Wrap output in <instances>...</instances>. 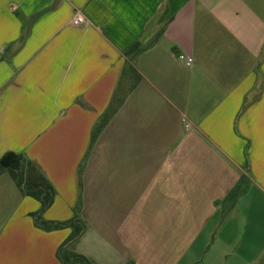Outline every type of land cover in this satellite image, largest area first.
Returning a JSON list of instances; mask_svg holds the SVG:
<instances>
[{
    "label": "crops",
    "instance_id": "0c3cea01",
    "mask_svg": "<svg viewBox=\"0 0 264 264\" xmlns=\"http://www.w3.org/2000/svg\"><path fill=\"white\" fill-rule=\"evenodd\" d=\"M6 152L53 185L42 219L83 220L92 264H264V0H0ZM13 190L0 264H62L78 236Z\"/></svg>",
    "mask_w": 264,
    "mask_h": 264
},
{
    "label": "trees",
    "instance_id": "16d2710c",
    "mask_svg": "<svg viewBox=\"0 0 264 264\" xmlns=\"http://www.w3.org/2000/svg\"><path fill=\"white\" fill-rule=\"evenodd\" d=\"M139 48V44L134 43L126 50V54H132ZM130 68L131 67H129L128 70H130ZM138 79L139 76H121L109 106L113 105V103H121L133 89ZM101 126L102 125L99 124L95 127L94 133H92V141L95 137V132H98ZM5 168H8L10 172H12V178L20 189L21 194L31 196L39 202V209L36 212L30 213L36 226L44 230L58 229L64 226L71 227L70 236L65 243L78 236L81 230L80 224L83 226V223H81L79 219L56 223L40 218L43 211L52 204L55 196V189L35 162L23 160L21 156L13 152H6L0 157V169ZM66 248L67 246L60 247L57 251V256L62 264H91L86 257L69 251Z\"/></svg>",
    "mask_w": 264,
    "mask_h": 264
},
{
    "label": "rangeland",
    "instance_id": "374dc122",
    "mask_svg": "<svg viewBox=\"0 0 264 264\" xmlns=\"http://www.w3.org/2000/svg\"><path fill=\"white\" fill-rule=\"evenodd\" d=\"M11 173L12 172H10L8 168L0 169V233L11 229V223H10L11 217L10 216H12L11 214L15 210L14 206L16 205L17 199H18V198L16 199L14 198L15 194H14L13 188L17 192V186L15 184V181L12 178ZM74 209H73V213L76 214V211L78 209L77 205L75 206ZM40 218L42 219V217ZM80 221L81 223L84 224L82 219ZM80 226H81V230L78 234V239L81 236V231L83 229L82 224H80ZM83 238L84 237H81L79 240L74 241L73 244L72 245L70 244L66 249L70 251V249L74 247L76 249L79 248L83 254L87 253L88 242L83 241ZM126 264H132V263L127 262Z\"/></svg>",
    "mask_w": 264,
    "mask_h": 264
},
{
    "label": "built area",
    "instance_id": "2783aa9c",
    "mask_svg": "<svg viewBox=\"0 0 264 264\" xmlns=\"http://www.w3.org/2000/svg\"><path fill=\"white\" fill-rule=\"evenodd\" d=\"M71 23L73 25H86V21L85 19L83 18V16L78 13V12H75L73 15H72V18H71ZM176 57L178 58V60H181L184 62L185 66H190V61L188 59H186L183 54L179 53L176 55Z\"/></svg>",
    "mask_w": 264,
    "mask_h": 264
}]
</instances>
